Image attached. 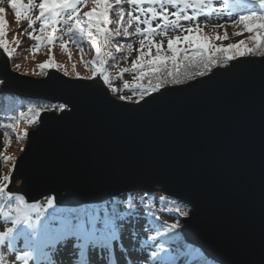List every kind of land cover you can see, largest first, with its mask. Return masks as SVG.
<instances>
[{"label":"water","instance_id":"95a60500","mask_svg":"<svg viewBox=\"0 0 264 264\" xmlns=\"http://www.w3.org/2000/svg\"><path fill=\"white\" fill-rule=\"evenodd\" d=\"M259 67L258 57L238 59L230 71L218 68L211 79L166 88L141 107L119 101L99 76L77 80L55 69L43 77L16 72L0 51V93L58 104L70 98L68 85H81L85 101L67 114H41V123L27 131L8 190L29 203L55 195L63 208L159 191L192 209L187 222L181 219V234L220 264L257 260L264 242Z\"/></svg>","mask_w":264,"mask_h":264},{"label":"snow or ice","instance_id":"6c2138e0","mask_svg":"<svg viewBox=\"0 0 264 264\" xmlns=\"http://www.w3.org/2000/svg\"><path fill=\"white\" fill-rule=\"evenodd\" d=\"M5 3L14 13L17 24L27 22L26 28L21 31L34 41L33 48L37 51L41 47L49 49V59L39 65V74L47 75L45 70L63 67L51 55L54 42H61L60 47L68 52L69 59L68 45L76 46L82 60L85 55L83 45L87 43L89 50H94V56L83 62L92 75L76 73L75 78L90 80L99 75L119 101L134 102L142 107L149 103L148 98L156 99L154 94L164 95L166 88L185 84L191 86L190 82L198 78L211 79L216 74L215 69L230 71L233 61L248 56L260 58L259 68L264 75V0H222V7L219 8L214 6V0H0V5ZM84 8L89 10L82 11ZM214 13H226L229 17L227 22L241 29L234 31L233 35L248 33L247 38L225 45L216 41L229 39L226 30L223 35L203 34L199 18L210 17ZM7 26L6 8L0 6V49L11 60L16 49L10 48L9 41L5 39ZM211 27L215 31L225 28V24ZM170 32L173 35H169ZM133 37H139V48L134 49L135 41L119 42ZM157 37L160 39L157 40ZM16 44L19 46L18 40ZM133 51L137 55L131 61V67L123 68L120 74L121 77L124 73L136 74L131 83L123 81V89L131 93L124 95L112 86L107 66L109 61L113 62L112 67L118 66L115 62L117 53L123 54V59L127 60ZM19 67L17 64L16 68ZM63 75L68 76V71L65 70ZM68 87L73 91L65 102L30 103L26 112L21 111L19 117L10 119L18 121L27 116L30 117L28 124L37 126L45 111L67 114L72 109H79L85 102L84 94L78 91L81 85ZM53 118L63 119L55 115ZM0 127L14 129L15 125L0 124ZM27 136L25 130L23 136L16 139ZM4 137L7 148L10 139L8 131L4 132ZM20 151L25 152V148ZM16 159L0 153V160L12 165L7 174H0V218L5 224H10L0 230V249L6 248L11 254L6 257L0 251V264H93V254L96 259L108 257L117 244L122 243L124 222L136 210L130 198L127 201L111 198L101 204H83L75 208L57 207L55 195L43 196L42 201L29 203L24 194L8 190ZM28 179L25 177L26 184ZM148 179L159 182L158 177ZM174 195L179 196L180 193ZM160 201L163 203L165 197H160ZM169 203L174 207L162 208L161 211L175 212L178 217L172 222L159 224L160 216L153 211L154 205H145V210L154 217L150 221V230L155 234L149 235L146 241L148 248L152 249L149 255L140 257L128 251L126 257L121 255L119 264H129L130 261L131 264H140L141 260L143 264H220L219 258L207 248L197 246L181 234L184 224L180 218L187 222L194 215L192 209L178 204L176 200ZM21 238L23 248H17V241ZM236 264H264V242L257 260H241Z\"/></svg>","mask_w":264,"mask_h":264},{"label":"trees","instance_id":"16d2710c","mask_svg":"<svg viewBox=\"0 0 264 264\" xmlns=\"http://www.w3.org/2000/svg\"><path fill=\"white\" fill-rule=\"evenodd\" d=\"M25 2H27V0H25ZM230 2H234V0H230ZM4 5H6V3ZM214 6L217 8L222 7V0H214ZM88 10H89L88 8L82 9V11H88ZM215 19H219V20H222L225 22L229 21V17L227 16L226 13L225 14H215L214 13L210 17L201 16L199 18V21H200L201 26H204L203 24H205L206 22L213 21ZM17 26L18 27L11 29L10 32L18 30L21 27L27 26V22L21 21L20 24H18ZM37 27L39 28V24H37ZM169 35H173V33L170 32ZM156 39L159 40L160 37H157ZM133 41H135L133 43L134 49L139 48V43H138L139 37H133L127 41L120 40L119 42L120 43H128V42H133ZM166 43H167V41L165 40V42H164V48L165 49H166ZM83 47L85 49V55H84L83 60H82L81 54H80V51L78 50V48L74 45H71V44L68 45V51L71 53V57L73 58L74 61H76V62L81 61L82 63H84L83 61L91 60L93 58L94 50L90 51L89 50L90 46L87 43H85L83 45ZM59 48L62 49L61 47H59ZM0 51H1V49H0ZM154 51L155 50L153 49V52ZM25 53L26 52H23V54H25ZM136 55H137V52L133 51L132 54L128 57V59L124 60L123 54L117 53L115 62L117 63L118 66L112 67L111 66L113 63L112 61H109V65L107 66L108 73L110 74L111 79H112V86L120 89L121 94H124V95H130L131 94L128 90L123 89V81H129L131 83L136 74L134 72L124 73L122 77L120 74H121V71L123 68H125V67L130 68L131 67V61L136 58ZM11 66H12V63H11ZM45 71H47V70H45ZM87 71H90V70L87 68ZM35 72L37 73L35 76H38V77L43 76V75L39 74V73H41L40 68L36 69ZM90 73H91V71H90ZM91 75H92V73H91ZM100 79L102 80V77H100ZM1 84L2 83H0V85ZM106 87L108 88V86H106ZM108 90H109V88H108ZM110 93L113 96H115V98H117L116 95L113 94L111 91H110ZM134 99H135V97H134ZM30 103L41 105V104H47L49 102L38 100V99H32V100L23 99V98L15 95L13 93H0V124L7 125L9 123H12V124L16 125L17 121H12L10 119V117H19V113L21 111L26 112L27 105ZM28 126L29 127H35V126H31L29 124H28ZM5 131L9 132V137H10L9 145L7 148H5V146H4V140H5L4 132ZM17 136H23V134L17 133L15 128L14 129H6L4 127H0V153H2L4 156H12L13 157V155L9 154V150L11 147H14L16 149L19 148V152H20V149L23 146V141L25 140V138L17 140L16 139ZM15 140L17 142L14 144ZM2 162L3 161L0 160V174H7L9 171V168H11L12 165L10 163L3 164ZM14 193H16V192H14ZM17 194H19V193H17ZM162 196L165 197V201L163 203L160 201V197H162ZM114 198L122 200V201H127L130 198L133 201V203L136 205L135 214L131 217L126 218V220L124 222L125 226L128 225V223H129V225H131V224L137 223L138 220H141V223L143 224V226L146 227L148 230L147 236L154 235L155 232L150 230V228H151L150 221H152L154 219V217L148 214L147 210H145V205H147V204L154 205L153 211L155 212V214L157 216H160V221H157L158 224L163 223L165 221L172 222L171 219L173 220V219L178 217V214L175 212L169 213L166 210L161 211L162 208L166 209V208H173L174 207L172 204L169 203V201L176 200L178 204L187 205L186 203H184L180 200L171 198V197L166 196L160 192H155V193H150V194L149 193L148 194H141V193H137V192L123 193V194H121L117 197H114ZM40 201H42V199L39 200L38 202H40ZM141 201H143V203H141ZM78 207H80V206H78ZM60 208H63V207H60ZM73 208H75V207H73ZM122 210L126 211V209H124V208H122ZM180 220H181V218H180ZM8 226H10V224H5L3 222V219L0 218V230H3L5 227H8ZM146 247H148V246H145V252L143 253L144 255H142V256L149 255L150 251L152 250L151 249L150 251H147ZM17 248H23V239L22 238L17 241ZM0 251L4 252V255L6 257L11 255L7 251L6 248L0 249ZM122 254L125 257L127 256L124 245L122 243H118L116 248H114L113 252L108 257H101L98 260L101 261L102 264H117L116 263L117 258L118 259L121 258ZM93 257H95V254H93ZM141 264H143V260H142Z\"/></svg>","mask_w":264,"mask_h":264},{"label":"rangeland","instance_id":"374dc122","mask_svg":"<svg viewBox=\"0 0 264 264\" xmlns=\"http://www.w3.org/2000/svg\"><path fill=\"white\" fill-rule=\"evenodd\" d=\"M5 6L6 8V20L8 21L7 26V35L5 39L9 41L10 48H15L16 51L13 54V58L10 60L12 63V66L14 71L16 72H24L31 76H35L33 73L36 69L39 68V65L49 59V49L48 47H41L38 51L33 48L34 41H32L26 32L21 31L22 28H26V26L21 27L18 30L11 31V29H14L18 27L17 22L15 20L14 13L12 12L11 8L7 5H0ZM205 24L208 26L205 27ZM203 24L204 26H201L203 34L213 36L216 33H219L220 35H223L225 30L227 31L229 39L224 41H216L217 44H228V43H237L241 39H246L249 35L248 33H244L243 36H235L233 35L234 31H240V28H234L230 22H225L219 19H215L213 21H209ZM214 24H225V28H217L215 31L211 27V25ZM36 28L38 30V27L36 25ZM19 41V46H17L16 41ZM60 41L54 42L55 45L52 46V52L51 55L53 56L55 62L59 65H63L62 68H60L58 71L63 73L65 70L68 71L69 75L68 77L75 78V74L79 73L81 76H91L90 71H87V68L84 63L81 61H74L73 58L69 59L68 52H65L64 50L60 49ZM23 52H26L23 54ZM19 65V69L16 68V65ZM73 64H75V71H73ZM56 70V69H55ZM36 73V72H35ZM115 97V96H114ZM28 118L30 117H22L20 118L16 125L15 130L17 133L23 134L25 130H29L33 127L28 126ZM17 141H14V144ZM25 145V140L23 141V146ZM22 146V147H23ZM21 147V148H22ZM21 152V151H20ZM19 148L16 149L14 147H11L9 150V154L13 155V157H17L19 154ZM5 164L4 162H2ZM172 221V219H171ZM148 230L146 227L143 226L141 223V220H138L137 223L126 225L123 229V239L122 244L124 245L126 253L128 251H132L135 255L143 257V253L145 252V246H147V238H148ZM150 243V242H149ZM147 251H150L151 249L146 247ZM66 256V253H65ZM121 258H117V264H119ZM142 263V260L140 261V264ZM93 264H102L101 261L93 257ZM131 264V261L129 262Z\"/></svg>","mask_w":264,"mask_h":264}]
</instances>
